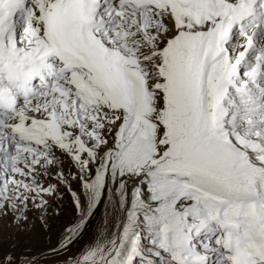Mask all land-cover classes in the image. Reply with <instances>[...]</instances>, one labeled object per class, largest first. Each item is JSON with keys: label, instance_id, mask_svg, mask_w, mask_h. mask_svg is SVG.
I'll use <instances>...</instances> for the list:
<instances>
[{"label": "snow or ice", "instance_id": "6c2138e0", "mask_svg": "<svg viewBox=\"0 0 264 264\" xmlns=\"http://www.w3.org/2000/svg\"><path fill=\"white\" fill-rule=\"evenodd\" d=\"M109 175L141 193L128 246L73 251ZM5 223L0 264H264V0H0Z\"/></svg>", "mask_w": 264, "mask_h": 264}, {"label": "rangeland", "instance_id": "374dc122", "mask_svg": "<svg viewBox=\"0 0 264 264\" xmlns=\"http://www.w3.org/2000/svg\"><path fill=\"white\" fill-rule=\"evenodd\" d=\"M122 177L105 176L102 178V187L97 184L94 193H98V198L93 196L84 200L86 206L90 207L87 224L84 228L83 240L78 241L73 246L76 247L91 242L94 245L103 246L112 241L123 242L128 246V240L125 238L124 229L127 227L129 238L134 231L135 219H129V212L132 211L134 202L140 197L141 193L133 191L132 187L125 182V187H121ZM75 190L83 199L84 189L74 184ZM57 212L59 214H57ZM75 208L72 199L65 193L64 200L54 201L53 207L49 209V226L43 233L32 237H21L23 247L31 254L43 259L48 249L55 243V239L68 226L77 221ZM11 230L7 225L0 226V240L7 243ZM143 243L147 246V237H144ZM50 264H60L58 258L48 257Z\"/></svg>", "mask_w": 264, "mask_h": 264}]
</instances>
